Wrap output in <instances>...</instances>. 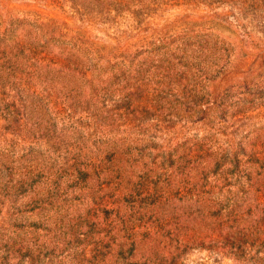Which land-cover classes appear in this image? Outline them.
<instances>
[{
  "label": "rangeland",
  "instance_id": "1",
  "mask_svg": "<svg viewBox=\"0 0 264 264\" xmlns=\"http://www.w3.org/2000/svg\"><path fill=\"white\" fill-rule=\"evenodd\" d=\"M42 28L76 40L89 56L100 55V65L114 64L100 69L103 77L115 70L106 99L117 104L127 91L135 92L137 108L144 105L156 113L143 121L147 130L140 138L152 139L157 148L183 138L222 145L264 138V0H0V37L5 42L24 33L38 38ZM56 46L50 44L53 51ZM201 47L200 65L204 69L207 60L211 78L205 72L195 75L199 99L194 109L185 89L189 83L185 85L180 72L181 52ZM126 54H131L130 61L118 63ZM90 63L96 74L99 64L93 65L94 58ZM171 67L178 73L169 71ZM88 86L86 82L80 94L44 93L50 115H41L51 116L54 123L48 132L36 128L34 111L33 116L22 112L17 135L6 132L0 121V161L37 173V195H45V188L54 192L30 210L24 206L30 195L15 199L0 182V260L5 257L6 264H76V256L87 255L93 239L118 233V211L121 206L128 211L132 204L130 196L123 199L115 169L105 168L112 166L105 157L111 156L108 142L115 125L102 114L99 119L91 115L95 105ZM211 193L224 199L230 195L225 187L219 191V185ZM161 194L166 218L182 214L193 202L177 189ZM174 264L244 262L232 253L195 246Z\"/></svg>",
  "mask_w": 264,
  "mask_h": 264
},
{
  "label": "trees",
  "instance_id": "2",
  "mask_svg": "<svg viewBox=\"0 0 264 264\" xmlns=\"http://www.w3.org/2000/svg\"><path fill=\"white\" fill-rule=\"evenodd\" d=\"M42 31L38 38L24 33L12 43L0 37V121L6 124V132L17 135L22 112L34 111L38 113L36 128L48 132L54 129V123L51 116L41 115H50L44 93L46 97L60 90L85 93L84 84L89 82L88 94L95 105L91 115L99 119L102 114L108 124L115 125L108 142L111 156L105 157L106 165L111 162L112 166L105 168H114L119 175L123 199L126 195L132 198L128 211L122 206L118 211V233L106 240L93 239L88 254L76 256V264H174L180 254L195 246L232 253L244 264H264V138L230 141L228 145L183 138L157 148L152 139L140 138L147 130L143 121L155 118L156 113L144 105L137 108L139 96L135 92L127 91L117 104L106 99L115 70L111 68L103 77L100 69L114 64L107 61L100 65V55L89 56L90 51L76 40L66 41L52 28ZM52 42L57 43L56 51L50 48ZM183 50L179 70L185 76V85L189 83L185 89L194 99L190 108L195 109L199 99L195 75L205 72L211 78V65H207L206 57L204 69L200 65L203 47L193 53ZM130 55H124L118 63H127ZM93 58V65L99 64L96 74L90 63ZM169 71L178 73L174 67ZM0 164L2 188L15 199L30 195L24 203L30 210L54 195L46 188L42 191L45 195L34 192L38 175L34 171L11 169L3 159ZM218 185L219 191L228 189V199L211 193ZM168 188L177 189L193 202L182 214H167L166 218L163 212L167 207L158 198ZM28 248V254L33 255V249ZM1 259L0 264H6L5 257Z\"/></svg>",
  "mask_w": 264,
  "mask_h": 264
}]
</instances>
